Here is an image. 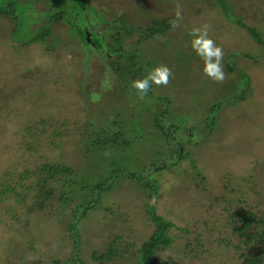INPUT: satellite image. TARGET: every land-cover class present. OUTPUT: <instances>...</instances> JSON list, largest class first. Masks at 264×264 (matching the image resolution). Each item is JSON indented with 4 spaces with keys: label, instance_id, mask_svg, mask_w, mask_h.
Segmentation results:
<instances>
[{
    "label": "rangeland",
    "instance_id": "obj_1",
    "mask_svg": "<svg viewBox=\"0 0 264 264\" xmlns=\"http://www.w3.org/2000/svg\"><path fill=\"white\" fill-rule=\"evenodd\" d=\"M18 1L29 18L18 32L23 36L32 22L36 21L37 27L43 19L29 11L31 0ZM83 1L78 7L79 25L89 24L86 31L99 34L103 26L90 17L92 11ZM157 1L164 3L161 12L166 15L170 14L169 4H182L178 0H144L143 6ZM186 1L190 8L185 14L181 6L183 19L179 27L156 38L158 42L166 40L172 51L185 58L183 62L179 58L170 61L176 65L170 82L179 87L174 91L153 85V94L166 99L170 96L172 101L174 92L177 106L189 100L195 105L202 100L205 109L208 100L216 101L231 92L235 76L227 74L223 83L204 77L200 71L202 61L188 47V32L202 24L211 25L210 37L223 48L224 57L228 55L247 74L249 93L221 107L217 125L209 133L201 137L203 127L191 129L181 145L182 155L170 134L168 143L176 152L167 156L166 163L175 165L166 169L153 171L162 161L147 162L155 151H166L158 135L151 136V142H131L124 152L125 160L119 163L128 173L108 177L114 187L101 194L94 208L72 230L82 264H139L137 248L153 230L145 203L152 204L156 213L171 223L165 231L170 238L168 245L154 251L158 264H240V254L247 251L258 254L264 263V240L243 246L233 231L242 210L264 215V0H225L228 16L254 27L259 40L225 18L213 0ZM41 4L46 5L45 12L56 8L67 15L70 10L67 0H42ZM12 27L8 17L0 14V264H53V259L63 264L74 254L71 232L67 231L70 210L82 203L85 189L77 187L69 195L63 192L66 201H62V191L71 187L57 175L46 183L51 195L45 197L40 209L36 208L33 194L39 188L35 184L37 167L43 162L60 163L85 169L95 180L100 178L109 170L108 157L118 159L120 150L115 146H104L105 151L95 147L89 120L94 118L99 129L106 127L98 114L113 118L118 109L123 111L121 118L127 120L133 105H129V96L122 88L104 94L111 96L107 100L91 97L84 70L88 76L93 75L99 57L91 49L84 52L80 41L59 22L53 23L50 45L47 41L27 45L17 42ZM191 69L197 74L195 78ZM102 80L99 87L105 91L106 82ZM102 143L99 135V146ZM84 152L90 155L85 163L81 160ZM143 162L146 166L136 174L142 182L151 175L154 192L140 183L138 187L132 177ZM25 169L27 174L20 177ZM93 251L95 256L106 252L107 257L94 259Z\"/></svg>",
    "mask_w": 264,
    "mask_h": 264
},
{
    "label": "trees",
    "instance_id": "obj_2",
    "mask_svg": "<svg viewBox=\"0 0 264 264\" xmlns=\"http://www.w3.org/2000/svg\"><path fill=\"white\" fill-rule=\"evenodd\" d=\"M0 1L2 2V5L0 4V14L7 16L13 23L12 34H15V36L18 35L16 36L17 42L27 45L29 43L44 44L47 41L50 45L51 42H48V40L52 37L53 23L59 22L66 28V32L69 35L76 37L80 41L82 44L81 48L84 52L91 49L99 57L100 63L96 66V71L93 75L88 76L84 70L91 97H104L106 93L107 95H111L112 93L110 91L122 88L121 90L129 96V105H133L127 120L121 118L123 111L120 109L113 112V118H108L103 113L98 114L99 120H102V123L105 126L107 125L106 127L103 126L99 129V126L94 124V118L89 120L90 135L92 134L95 138L93 141V143H96L95 147L104 150V146H115L119 147L120 150V157L118 159H109L108 157L109 170L100 178L98 176L95 180L92 178L91 173L87 170L85 171V169L84 171L81 168L72 169L60 163L43 162L37 167L38 175L35 179V184L39 188L36 190L35 195L33 194V198L37 199L36 208L40 209L44 205L43 200L45 197L51 195V192L46 188V183L48 180L54 179L57 175L61 176L60 179L63 180L66 186L71 187L70 190L62 191V197H60L62 201H66L63 197V192L69 195L72 194L69 192H73V189L77 187L79 190L85 189L83 199H81L82 203L76 204L70 210V222L67 226V231L71 232L69 236L72 240V251L74 254L63 262V264H82L77 258L78 241L76 239L77 237L75 235L73 236L75 234L73 232L80 219L98 203L101 194L114 187V182L112 179H108V177H117L120 172L128 173L126 167L123 169L119 167L121 166L119 163L125 160L127 153L124 154V152L127 150L126 148H129L131 142L136 139L149 141L151 136L155 137L158 135L166 151H155L147 162H151L152 164V161L155 159L162 161L161 166H157L153 171L166 169L175 165L173 163H166L168 160L167 156L176 152L168 143L167 137L172 134L173 139H175L179 147L178 154L182 155L184 152L181 145L184 140L188 139L191 129L203 127L204 130L201 137L204 136L212 128L216 127L217 113H219L221 107L224 108L235 101L244 99L245 95L249 93V77L246 73L239 70L233 64L234 60L229 59L227 55L226 58L224 57L226 76H228L227 74L235 76L233 83L230 85L231 89L229 90L231 92L229 91L217 97L216 101L208 100V108L205 107L203 109L202 100L192 105L189 99L186 103L177 106V97L174 96V92L173 99L170 101L169 95L167 99L165 98L166 96L161 94L154 95L153 86L146 98L140 101L137 98L135 90L130 88L131 81L143 78L146 70L160 64L168 66L173 72L176 69V65L173 63L170 64V61H175L179 58L183 62L185 59L183 54L172 51L170 49L171 46L166 40H160V42L156 40L157 37L163 38L165 34H170L175 28L170 23L174 19L175 6L173 4L168 5L170 14L166 15L161 12L164 3L160 1H157L151 6H143L144 0H85L86 3L84 4L92 11L90 17L94 16L95 20L103 26V29L97 34L96 31H94L95 33H88L86 31V27L89 24L79 25L78 18L80 12H78V7L81 6L80 0H74V2L67 0L69 3L67 6L70 9L67 15L59 10L55 11L56 8L52 11L45 12L43 7L46 8V5L41 4L42 0H31V5L28 7L29 11L31 13L37 12L39 14L38 16H41L43 19V22L37 27H35L36 21L32 22L29 25V29H27V33L21 36L18 33L20 27L26 25L27 22L25 19H29L23 14L25 6L18 0ZM178 1L182 3L179 5L182 6L183 13L187 14L190 8L187 1ZM213 3L220 7L221 13H223L225 18H229L241 27H244L255 40H259L258 31L254 27L246 26L239 19L228 16L230 11L225 0H213ZM149 9L151 11L148 12ZM85 34L86 37H84ZM192 53L194 52L192 51ZM242 55L248 57L247 54L242 53ZM194 56L197 57L196 55ZM99 68L103 71L102 73H100ZM106 72L110 73L111 77ZM191 74L194 78L197 76V74L194 75L192 69ZM101 79L106 82L105 91L102 87H99ZM167 87H171L174 91H177L176 88L179 86L172 85L170 82ZM109 97L111 96L104 97V100H107ZM134 101H138V103L134 104ZM170 108H172V113ZM99 135L101 142H103L101 146H99ZM107 155L110 156L109 153ZM89 156V153L84 152L81 155V160L85 163ZM147 162H143L144 164L142 165L140 164L131 174L133 179L137 181L135 182L137 186L140 183L143 187L148 190L150 189V192H154L156 185L153 179L151 180L153 178L150 175L151 173L146 174V176L150 175V178L146 177L143 182L141 176L136 174L141 167L144 168L146 166ZM24 174H27V169L22 170L20 177H25ZM3 186L8 188L6 184ZM1 192L2 190H0ZM147 198L149 197L147 196ZM68 200H71V198ZM145 206V212L152 222L153 230L149 237L139 244L136 256L139 264H158V259L154 256V251L160 246L168 245L170 238L166 235L165 231L171 223L157 214L152 204L145 203ZM237 223L233 227V231L243 246L250 243L254 245L264 240L263 214L258 215L248 209H244L239 215ZM95 255L96 252L93 251L92 258L94 259L107 257L106 252H101L98 256ZM240 257V264H264L258 254L253 255L250 251H247L246 254H240ZM52 263L58 264V261L53 259Z\"/></svg>",
    "mask_w": 264,
    "mask_h": 264
},
{
    "label": "clouds",
    "instance_id": "obj_3",
    "mask_svg": "<svg viewBox=\"0 0 264 264\" xmlns=\"http://www.w3.org/2000/svg\"><path fill=\"white\" fill-rule=\"evenodd\" d=\"M183 19L181 6L179 3L175 6L174 19L170 21L173 27L179 26V22ZM211 25L202 24L193 26L188 35L191 39L188 42V47L202 61L200 71L203 76L216 83H223L226 79V73L223 66L224 51L210 37ZM172 70L163 64L152 67L146 70L143 78L135 79L130 82V88L134 89L137 98L143 101L152 86L167 87L172 78Z\"/></svg>",
    "mask_w": 264,
    "mask_h": 264
}]
</instances>
